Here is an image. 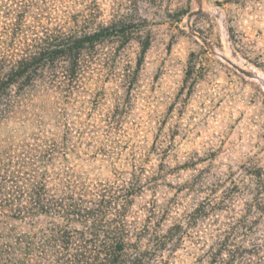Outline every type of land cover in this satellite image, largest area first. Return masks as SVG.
<instances>
[{
    "label": "rangeland",
    "instance_id": "1",
    "mask_svg": "<svg viewBox=\"0 0 264 264\" xmlns=\"http://www.w3.org/2000/svg\"><path fill=\"white\" fill-rule=\"evenodd\" d=\"M41 10L55 24L131 19L128 37L83 58L70 89L34 88V102L57 107L71 132L56 170L73 168L89 184L133 183L129 219L151 211L169 224L203 203L166 264H207V247L228 229L229 249L255 246L230 264H255L264 255V82L254 74L264 77V0H0V53H10L11 28ZM11 127L0 124V148L21 137Z\"/></svg>",
    "mask_w": 264,
    "mask_h": 264
},
{
    "label": "trees",
    "instance_id": "2",
    "mask_svg": "<svg viewBox=\"0 0 264 264\" xmlns=\"http://www.w3.org/2000/svg\"><path fill=\"white\" fill-rule=\"evenodd\" d=\"M45 16L41 10L33 24L11 28L5 42L10 53H0V124L21 133L0 148V264H166L165 252L177 249L185 230L205 213L204 204L169 224L163 213L151 211L129 219L133 183L89 184L73 168L56 170L57 161L67 159L71 132L58 121L57 107L33 100L36 85L70 89L83 58L107 39L128 37L131 19L79 22L70 16L55 24ZM148 45L146 40L141 52ZM14 89L19 101L12 100ZM232 236L228 229L207 247V264L224 253V264L254 255L255 246L229 249ZM255 264H264V255Z\"/></svg>",
    "mask_w": 264,
    "mask_h": 264
},
{
    "label": "water",
    "instance_id": "3",
    "mask_svg": "<svg viewBox=\"0 0 264 264\" xmlns=\"http://www.w3.org/2000/svg\"><path fill=\"white\" fill-rule=\"evenodd\" d=\"M200 10H197L195 12H191L189 13V18H191L193 15L198 14ZM203 42L206 43V40L204 38H202ZM217 55H219L220 57H222L223 59H225L230 65H232L235 69H237L238 71H240L241 73L247 75V76H252L253 74L250 73L249 71H246L245 69L241 68L240 66L234 64L230 59L224 57L223 55H221L219 52L214 51Z\"/></svg>",
    "mask_w": 264,
    "mask_h": 264
},
{
    "label": "bare ground",
    "instance_id": "4",
    "mask_svg": "<svg viewBox=\"0 0 264 264\" xmlns=\"http://www.w3.org/2000/svg\"><path fill=\"white\" fill-rule=\"evenodd\" d=\"M225 34V33H224ZM228 48V47H227ZM217 52V51H216ZM222 53V52H221ZM220 53V54H221ZM221 55H223L224 57H226V58H228V59H230L234 64H236V65H238V66H240V67H243L242 66V64L241 63H239L238 61H236L235 59H234V57L233 58H231V57H229L227 54H221ZM253 71V70H252ZM255 74V76L257 77V78H259V80H261V81H263L264 82V77L260 74V73H254Z\"/></svg>",
    "mask_w": 264,
    "mask_h": 264
}]
</instances>
